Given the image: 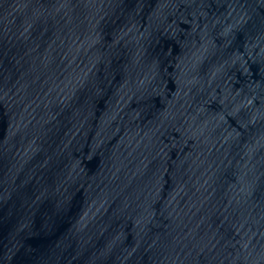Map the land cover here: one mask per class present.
I'll use <instances>...</instances> for the list:
<instances>
[{"label":"water","instance_id":"1","mask_svg":"<svg viewBox=\"0 0 264 264\" xmlns=\"http://www.w3.org/2000/svg\"><path fill=\"white\" fill-rule=\"evenodd\" d=\"M0 264H264V0H0Z\"/></svg>","mask_w":264,"mask_h":264}]
</instances>
